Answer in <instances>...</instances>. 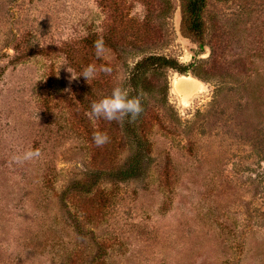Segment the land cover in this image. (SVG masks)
Wrapping results in <instances>:
<instances>
[{"label": "rangeland", "instance_id": "1", "mask_svg": "<svg viewBox=\"0 0 264 264\" xmlns=\"http://www.w3.org/2000/svg\"><path fill=\"white\" fill-rule=\"evenodd\" d=\"M204 17L200 48L181 0H0V264H264V0ZM150 56L188 70L137 91ZM89 64L112 72L67 71ZM181 76L204 87L187 103ZM116 86L142 97L137 120L89 119Z\"/></svg>", "mask_w": 264, "mask_h": 264}, {"label": "clouds", "instance_id": "2", "mask_svg": "<svg viewBox=\"0 0 264 264\" xmlns=\"http://www.w3.org/2000/svg\"><path fill=\"white\" fill-rule=\"evenodd\" d=\"M95 55L98 59L103 58L107 49L103 39H98L94 42ZM67 71L72 74V79L84 77L89 83L97 77L98 71L106 74H111L112 68L101 66L97 69L95 64H89L83 67L80 75H76L69 67ZM90 84V83H89ZM143 102L140 95L131 96L129 90L123 86H116L112 89L111 94L107 95L98 101L91 104V109L88 113L89 119L95 121L103 119L106 121L123 122L128 118L129 122H134L143 112ZM110 137L106 132L96 131L93 133V142L97 147H102L107 144ZM42 155L39 148L29 149L22 153L13 156V162L23 164L40 158Z\"/></svg>", "mask_w": 264, "mask_h": 264}, {"label": "trees", "instance_id": "3", "mask_svg": "<svg viewBox=\"0 0 264 264\" xmlns=\"http://www.w3.org/2000/svg\"><path fill=\"white\" fill-rule=\"evenodd\" d=\"M208 2L209 0H181L182 32L188 38L195 40L200 48H204L205 46L206 20L204 15ZM156 69H171L179 71L182 74H185L188 70L182 67L176 60L163 56H150L138 63L134 70L132 81L137 91L140 85L148 88V84L151 83L150 79L141 78L142 75L149 70ZM138 174V167L134 164L128 170L122 172V179L123 181L133 179L138 177Z\"/></svg>", "mask_w": 264, "mask_h": 264}, {"label": "bare ground", "instance_id": "4", "mask_svg": "<svg viewBox=\"0 0 264 264\" xmlns=\"http://www.w3.org/2000/svg\"><path fill=\"white\" fill-rule=\"evenodd\" d=\"M173 88L174 90L176 89L178 94L184 97V102L187 103V100L197 94L200 90H203L204 87L190 76H181L174 81Z\"/></svg>", "mask_w": 264, "mask_h": 264}]
</instances>
